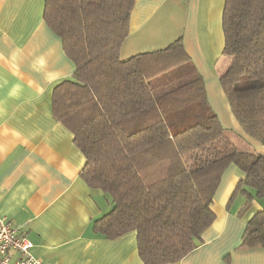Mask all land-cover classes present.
Instances as JSON below:
<instances>
[{
    "label": "trees",
    "instance_id": "1",
    "mask_svg": "<svg viewBox=\"0 0 264 264\" xmlns=\"http://www.w3.org/2000/svg\"><path fill=\"white\" fill-rule=\"evenodd\" d=\"M135 0H44L43 19L75 70L55 86L53 114L73 134L80 178L109 210L91 224L104 238L134 231L144 264L177 262L215 220L225 168L242 173L235 192L264 197V155L239 150L209 106L204 80L178 37L121 59ZM221 88L242 130L264 147V0H224ZM182 81L154 95L151 81ZM264 248V207L247 221L239 248Z\"/></svg>",
    "mask_w": 264,
    "mask_h": 264
},
{
    "label": "crops",
    "instance_id": "2",
    "mask_svg": "<svg viewBox=\"0 0 264 264\" xmlns=\"http://www.w3.org/2000/svg\"><path fill=\"white\" fill-rule=\"evenodd\" d=\"M223 5L224 0H135L121 59L164 48L181 36L212 105L208 81L213 78L224 94L219 76L229 64L222 55ZM43 9L44 0H0V217L29 238L34 256L48 264H144L134 231L104 238L91 229L110 202L80 178L85 158L53 114V89L71 78L75 65ZM226 169L224 187L213 195L215 220L193 250L170 264H264L263 247L239 248L264 197L243 210L245 197L234 194L242 173L233 163ZM237 195L242 199L232 207Z\"/></svg>",
    "mask_w": 264,
    "mask_h": 264
},
{
    "label": "rangeland",
    "instance_id": "3",
    "mask_svg": "<svg viewBox=\"0 0 264 264\" xmlns=\"http://www.w3.org/2000/svg\"><path fill=\"white\" fill-rule=\"evenodd\" d=\"M180 23L181 22H180V19L178 16L177 21L175 22V25L179 26ZM223 57L225 59H228L227 56H223ZM195 70L197 71V69H195ZM175 73L176 72H170L167 74H163V75H161V76H159V77H157L151 81L152 90H153L154 95H158V94L164 92L165 90H167L168 88L174 87L175 85H177L178 83H180L182 81L181 79L178 78V76H176ZM210 82H211V84L213 83V78L209 79L208 83H210ZM211 84H210V87L208 89V93H209V96L211 98L212 105L209 103V106L212 109V111L217 115L221 126L225 129L226 137L239 150L252 151L254 153L264 155V147L263 146L260 145L257 148L252 141L248 140L247 137H249V136H247L244 132H240L239 130H237L238 129L237 128V125H238L237 120L235 119L232 111L230 112V109H229L227 102L225 103L224 94L220 95V93H219L220 87L219 86L215 87L213 84H212L213 86ZM222 98L224 99V101ZM228 171L229 170L226 169L222 172L221 177H220V181H221V178L228 177ZM220 181H219V184H218L216 190L219 187L222 190V188L224 187V183L222 182V184H220ZM241 199H242V196L237 195L235 200L231 204L232 207H235ZM260 202L263 205L264 204V198H262L260 200ZM263 207H264V205H263Z\"/></svg>",
    "mask_w": 264,
    "mask_h": 264
},
{
    "label": "built area",
    "instance_id": "4",
    "mask_svg": "<svg viewBox=\"0 0 264 264\" xmlns=\"http://www.w3.org/2000/svg\"><path fill=\"white\" fill-rule=\"evenodd\" d=\"M33 243L0 217V264H48L34 256Z\"/></svg>",
    "mask_w": 264,
    "mask_h": 264
}]
</instances>
